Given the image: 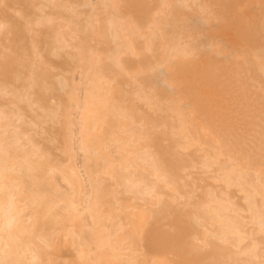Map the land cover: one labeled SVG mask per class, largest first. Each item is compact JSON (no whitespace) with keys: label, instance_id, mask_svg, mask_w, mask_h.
<instances>
[{"label":"bare ground","instance_id":"1","mask_svg":"<svg viewBox=\"0 0 264 264\" xmlns=\"http://www.w3.org/2000/svg\"><path fill=\"white\" fill-rule=\"evenodd\" d=\"M0 264H264V0H0Z\"/></svg>","mask_w":264,"mask_h":264}]
</instances>
